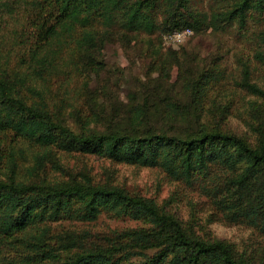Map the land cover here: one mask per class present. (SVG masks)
Here are the masks:
<instances>
[{"label":"trees","instance_id":"1","mask_svg":"<svg viewBox=\"0 0 264 264\" xmlns=\"http://www.w3.org/2000/svg\"><path fill=\"white\" fill-rule=\"evenodd\" d=\"M201 1L0 0V264H255L224 240L191 233L137 193L85 174L67 181L37 178L58 152L160 167L189 187L215 172L209 199L216 211L264 236V129L253 127L251 144L200 121L206 92L222 72L185 81L188 95L180 100L164 84L143 85L126 115L105 119L102 128L63 93L81 77L80 90L90 91L83 73L101 69L97 58L112 31L143 33L159 46L175 29L246 31L253 22L252 58L264 67V0H206L213 6L209 15ZM177 53L164 50L165 56ZM251 70L242 62L233 83L264 99ZM27 155L23 169L19 163ZM102 211L127 214L144 226L109 232L62 227L63 221L93 223Z\"/></svg>","mask_w":264,"mask_h":264},{"label":"rangeland","instance_id":"2","mask_svg":"<svg viewBox=\"0 0 264 264\" xmlns=\"http://www.w3.org/2000/svg\"><path fill=\"white\" fill-rule=\"evenodd\" d=\"M199 5L203 12L210 14L211 3L203 0ZM255 27L250 22L246 31H239L237 27L222 31L209 28L192 34L182 43L168 46L163 45L162 40L159 46L151 44L143 33L112 31L107 36L103 55L97 58L102 62L101 69L95 72L89 68L83 73V79L90 81V91L80 90L84 83L81 77L74 80L76 83L69 82L70 90L63 89V93L68 91L73 104L96 118L98 123L95 127L102 128L105 119L126 115L125 112L134 105L132 97L140 98L142 95L143 85L155 88V84H164L169 88L168 95L180 100L188 95L185 81L216 69L222 72V76L206 92L207 97L199 110L200 121L234 132L254 144L257 136L253 127L258 125L264 129V99L237 88L233 80L239 78L241 63H247L252 68V81L264 89V67L253 61L255 46L248 33ZM158 48L162 50L160 60L156 56ZM169 48L178 53L165 56L164 50ZM81 95L84 97H79ZM159 95L166 98L164 94ZM105 97L107 101H104ZM110 100L122 103V107L113 108L108 102ZM66 118L71 126L78 129L74 116L66 114ZM30 158L27 155L19 163L23 169L29 165ZM82 174L100 184L118 186L152 199L191 233L205 240H224L252 263L264 264V236L247 225L229 223L212 205L209 196L215 172L203 178L198 185L189 187L168 177L160 167L117 163L94 154L58 152L54 159L45 162L37 178L67 181L73 176L80 179L78 175ZM61 224L63 228H91L101 232L144 226L141 220L127 214L107 211H102L93 223L63 221Z\"/></svg>","mask_w":264,"mask_h":264},{"label":"built area","instance_id":"3","mask_svg":"<svg viewBox=\"0 0 264 264\" xmlns=\"http://www.w3.org/2000/svg\"><path fill=\"white\" fill-rule=\"evenodd\" d=\"M192 34L193 32L190 28L175 29L162 37L163 45L168 46L182 43L192 36Z\"/></svg>","mask_w":264,"mask_h":264}]
</instances>
